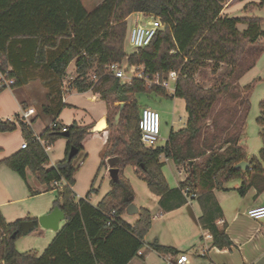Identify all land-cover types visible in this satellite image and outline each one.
Segmentation results:
<instances>
[{"label": "trees", "instance_id": "obj_1", "mask_svg": "<svg viewBox=\"0 0 264 264\" xmlns=\"http://www.w3.org/2000/svg\"><path fill=\"white\" fill-rule=\"evenodd\" d=\"M225 1L104 0L89 13L81 0H0V69L14 79L12 87L21 84L16 70L25 63L43 65L61 85L66 68L74 61L76 76L71 87L79 92L90 88L106 103L107 128L102 131L105 144L99 168L105 164V158L115 157L112 166L117 168L119 177V183L110 179V189L96 204L88 201L92 186L85 197L76 201L72 187L78 166L74 159L83 150V142L93 132V125L73 122L64 126L52 118L55 125H47L39 141L31 127L37 113L30 118L31 125L19 116L0 120V131L19 127L27 142L26 148L1 159L0 164L17 173L25 183L29 170L48 190L54 180L65 182L60 189H54L57 198L53 201V206L63 212L64 223L39 255L33 250L16 249L15 240L23 235L22 219L7 221L0 211V264H127L144 245L143 237L152 220L146 207L138 208V218L133 224L122 219L134 198L130 182L123 175L129 164L136 168L148 190L158 196L157 204L164 212L187 202L183 190L194 193L201 188L203 192L197 197L200 224L211 235L213 246H231L225 227L216 223L222 211L213 190L222 188L229 180L247 177L249 183L244 180L238 188L244 194L250 182L256 183L253 178L256 175L262 177L259 184L264 188V101L260 102L257 117L262 147L251 157L249 168L243 171L235 167L247 158L246 147L239 140L245 133L250 108L247 93L251 89V83L240 87L237 81L255 65L256 57L264 50V43L258 40L264 38V30L260 29V17L221 15ZM256 6L264 8V0H259ZM135 11L159 17L163 28L155 32L148 45L127 53L126 19ZM237 23L247 26L240 31ZM22 49H29V54ZM251 53L255 56L249 60ZM123 61L142 65L150 76L178 72L171 96L184 100L187 123L182 129L170 131L163 146L147 148L140 143L137 95L151 92L170 95L163 87L148 88L141 79L120 84L106 66ZM208 63L213 65V73L220 65L229 69L214 85L204 87L194 75ZM8 64L13 69L8 70ZM90 72L97 76L96 82ZM115 102L118 104L113 105ZM121 102L119 119L114 125ZM62 106L63 102L51 114H58ZM63 126L66 136L62 135ZM59 137L66 139L65 156L46 167L49 162L46 147ZM71 147L77 153L68 159ZM161 155L177 164L189 165L187 176L178 186L168 185L161 170ZM29 192L39 193L30 188ZM32 220L36 226V218ZM149 246L160 254L178 253L177 248L156 242Z\"/></svg>", "mask_w": 264, "mask_h": 264}, {"label": "crops", "instance_id": "obj_2", "mask_svg": "<svg viewBox=\"0 0 264 264\" xmlns=\"http://www.w3.org/2000/svg\"><path fill=\"white\" fill-rule=\"evenodd\" d=\"M246 2H250V7H255L259 0H226L222 6L221 15L241 17L231 15V13L236 9H243V5ZM247 9L249 10H247L248 13H250L256 8ZM239 24L240 23H237L236 25L238 29ZM245 28L246 27L239 30L242 31ZM72 62L74 63V61ZM252 68L246 71L238 79L237 84H239L240 87L244 85V78L246 74L252 70ZM11 69H13V65L8 64V70ZM16 72L20 77L21 84L1 90H9L12 94L10 97L12 101L5 103L7 102L5 97H0V120H11L12 117H21V113L24 109L33 107L36 110V105L38 104L39 108L36 112L38 114V118L31 127L34 135L39 136L49 122L52 121V118H55L60 122V124L70 125L71 123L76 122L80 125L92 124L94 126L102 118L106 117V103L101 100L99 95L94 93L90 88L82 92H79L76 89L69 91L65 94L63 102L65 106L60 108L58 114L53 115L51 112L56 111L62 103L58 78H56L41 64L25 63L23 64V67L16 70ZM261 78L262 77H259V79ZM14 91H16V93ZM84 101L85 105L83 103ZM101 101L105 103V108L100 112L98 111L93 113L91 111L92 103ZM8 104L11 105V108ZM8 107L10 108L9 110ZM66 109L73 110L71 114L72 118L69 122H65L66 117L64 118L63 115V112ZM186 123L187 113L184 103L182 108L179 109V114H173L171 117L168 134L170 131H177L184 128ZM168 134L165 141L168 138ZM244 134L239 140V143L243 145H245ZM22 140L23 135L19 127L13 131H0V160L18 151ZM54 142L46 148L47 152L54 146ZM61 144V154L58 157V160L65 156L66 143L63 142ZM251 157L252 156L247 153V158L244 159L249 163L247 168L250 167ZM160 160L163 163L161 170L168 185L170 187L178 186V184L187 176L189 165L177 164L171 158H167L164 155H161ZM55 161L57 160H49L46 167L52 166ZM193 161L194 160H191V163ZM108 167L106 170H108ZM132 168L135 170V167ZM242 170L244 171L245 169ZM16 176L19 175L6 165L0 164V211L7 221H13V219L33 221L32 219L36 218L37 223V218L39 216L49 213L53 207H55L53 206V199L44 202L41 206L21 208L20 212H11L7 208L5 209L4 206L22 201L29 197L54 193L56 190L46 189L45 184L40 183L37 176L29 170L26 171L27 182L25 183L23 181L24 184L29 187L24 190ZM124 176L129 180L133 189L134 198L132 203L136 205L137 208L145 207L144 204H137V194L134 183L132 182L133 180L125 174ZM253 178L257 184L250 182V184L247 185V189L244 194H241L238 191V188L242 185L244 180L247 184L249 183V178L247 177L244 179L236 178L239 182L233 184L232 186H227L226 182L223 184L222 188L213 190L215 198L222 211V217L218 219L216 223L218 226L225 227V232L232 242L231 246L226 248L213 246L211 238L206 236L207 230L203 228L199 222L201 210L197 197L203 192L201 188H198L193 193L195 196L190 201H187L180 207L168 212H164L159 208L157 204L158 196L152 194L147 188L148 192H150L153 196L150 197L153 207L148 208L152 213L151 225L143 237L144 245L140 248L138 253L127 262V264H173L180 254L187 255L188 262L186 264H264V217L260 219H252L245 213V211L251 206L264 205V188L261 184H259V180L262 177H260V175H256ZM199 180L201 181V177ZM75 183L72 187L74 193ZM144 183L146 184L145 181ZM29 188L37 190L39 193L31 195L29 193ZM90 197L91 196L89 194L88 201L91 204H96L101 199L100 198L96 203H92L90 201ZM80 198L82 197L78 194L75 196L76 201ZM122 219L124 220V215H122ZM136 220L137 218H130L129 221H124L129 224H133ZM63 223L64 219L60 220L56 230L43 228L37 224L34 229L23 236L32 238V240L37 238L41 242L40 249L43 251ZM154 242L177 248L178 253L160 254L149 246V244ZM32 250L37 255L40 254V250L38 251L35 248H32Z\"/></svg>", "mask_w": 264, "mask_h": 264}, {"label": "rangeland", "instance_id": "obj_3", "mask_svg": "<svg viewBox=\"0 0 264 264\" xmlns=\"http://www.w3.org/2000/svg\"><path fill=\"white\" fill-rule=\"evenodd\" d=\"M104 0H81L84 8L87 12L92 13L94 9L100 5ZM250 2H246L243 5V9H236L232 11L231 15L234 16H242V15H250V16H257L260 17L261 23H260V29L264 30V8H259L258 6L250 7ZM258 7V8H257ZM254 9L252 12L248 13V9ZM248 10V11H247ZM127 23V31L130 30V27L132 25V17H127L126 19ZM247 25L245 23H240L238 25L239 29H243ZM127 34V32H126ZM262 43H264L263 39H258ZM124 48L127 53L131 52V47L126 41H124ZM24 51L23 53L29 54V49L27 50H21ZM20 51V52H21ZM255 54L250 55L248 58L251 60ZM213 65L211 63H208L206 66L199 68L194 78L197 81L198 84L202 86H212L214 85L215 81L222 76H225V71L229 69V67L225 65H220L219 68L212 72ZM91 74V72H90ZM66 78L72 82L74 77L76 76L75 72V65L74 63H70L66 69L65 72ZM259 77H262L259 79ZM65 78V79H66ZM244 85L251 83V89L247 93V98L250 103V108L248 111L247 119L245 122V134H244V144L246 147L247 153H249L252 157L256 156L258 154V151L262 147V141L261 137L259 135L260 132V126L257 123V117L260 114V102L264 101V50L256 57L255 65L252 68V70L246 74L244 78ZM58 84H60V81H58ZM175 82L169 80L168 87L166 88V91L170 95L169 97H164L157 95L155 92L151 93H141L137 95L138 103H139V113L140 109L144 106H149L155 110L158 111L160 116V134L159 138L156 142L157 146H162L165 144V138L168 134L169 130V124L171 117L173 114H179V109L182 108L184 105V100L180 97L171 96L173 94ZM209 86V87H210ZM239 86V84H238ZM75 90V88H71V90ZM13 92V91H12ZM16 93V91H14ZM12 94L9 90H3L0 92V97H5L7 102L9 103L11 100ZM85 105V101L83 102ZM11 104V103H10ZM118 102H115L113 105H117ZM89 105V104H88ZM120 105V104H119ZM8 106L11 108V105L8 104ZM8 107V110L10 109ZM39 106L36 105V112L38 110ZM105 108V103L97 102L92 103L91 105V111L94 112H100ZM112 111V109H110ZM72 112L73 110L66 109L63 112L64 118L66 117L65 122H69L72 118ZM116 113V112H115ZM15 117H12L11 120H13ZM107 120V117H105ZM64 126H68L66 124H62ZM63 126V128H64ZM103 128V127H101ZM107 126H105L102 130L90 132L87 137L85 138L83 142V150L80 151L77 156L74 159V163L78 166L77 171L74 175L75 178V195H79L82 198L86 196L88 191L90 190V187L92 186V190L90 191V201L92 203H96L109 189H110V176L108 173V170L106 168L109 166V158H105V164L99 168V164L101 161V154L102 150L105 144V137L103 136L102 131L105 130ZM106 135V133H105ZM66 143V139L64 137H59L54 142V146L48 150V157L49 160H58L60 154H61V143ZM134 166L127 165L124 170V174L128 176L130 179H132L136 194H137V204H144L147 208H152V200L150 197H153L150 192H148L146 184L143 180H141L135 170H133ZM7 169V168H6ZM136 169V168H135ZM123 174V175H124ZM16 175V174H14ZM18 181H20L22 188L24 190L28 189V187L24 184L23 180L16 176ZM140 179V180H138ZM238 179H232L229 180L226 185L232 186L235 183H238ZM30 193V192H29ZM57 198V193H50V194H44L42 196H34L29 197L27 199H24L22 201L11 203L4 208L8 209L11 212H20L21 208H33L37 206H41L44 202H47L50 199H53V201ZM124 220L129 221L130 218H138V212L129 214L127 211L123 214ZM10 216V215H9ZM9 218V217H8ZM14 220V219H13ZM39 234V233H37ZM24 235V234H23ZM20 236L15 240V247L19 252H25L32 250V248H35L36 250H40V253L42 252L40 249L41 242L34 238H28L25 236Z\"/></svg>", "mask_w": 264, "mask_h": 264}, {"label": "built area", "instance_id": "obj_4", "mask_svg": "<svg viewBox=\"0 0 264 264\" xmlns=\"http://www.w3.org/2000/svg\"><path fill=\"white\" fill-rule=\"evenodd\" d=\"M129 16L132 17V25L130 27V30L127 31L126 41L130 45L132 51L148 45L155 32L158 29L163 28V24L160 18L152 14L135 11L132 12ZM106 68L111 75L119 80L120 84H130L133 79H141L142 81H144L145 85L148 88L152 86H159L166 89L168 87L169 80L176 82L178 74L177 71L172 70L166 74L155 73L150 76L149 74H146L144 72V68L142 65H129L126 61H123L122 63H109ZM65 78L66 76L64 75L61 79L60 85L62 102H64L65 94L71 91L72 88L71 82L67 78ZM91 79L93 80V82H96L97 76L95 74H91ZM13 84L14 79L9 78L7 74L5 72H2V70L0 69V89L10 88ZM35 113L36 111L33 107H28L22 111L21 118L26 124L31 125L30 118L35 115ZM48 125H55V123L51 121ZM138 129L140 143L144 147L155 148L160 134V116L158 111L149 106L142 107L139 113ZM63 130H65V128H63ZM36 139L39 140V136H36ZM26 143V140L23 139L20 144V149L26 148ZM41 143L43 144V142ZM64 184L65 182L63 180H54L51 182L50 186L54 190L56 188L60 189ZM186 191L187 189L183 190L186 195L187 201H190L195 196V194L186 193ZM112 213L113 211L111 212V214H109V216H112ZM245 213L252 219L263 218L264 205L251 206L245 211ZM206 236L208 238H211V235L208 232H206ZM187 262V255L180 254L173 264H186Z\"/></svg>", "mask_w": 264, "mask_h": 264}, {"label": "water", "instance_id": "obj_5", "mask_svg": "<svg viewBox=\"0 0 264 264\" xmlns=\"http://www.w3.org/2000/svg\"><path fill=\"white\" fill-rule=\"evenodd\" d=\"M122 105H123V103L121 102L120 107L114 116V121H113L114 125L118 122L119 115H120V108L122 107ZM96 124L92 127V129H91L92 131L102 130L105 126H107V120H106V118H102L100 120V124H104L103 128H97ZM62 135L66 136L67 132L64 130ZM76 153H77V149L74 147H71L69 152H68V156H67L68 159H70ZM114 158L115 157H111L109 159L108 173H109L110 179L113 182L119 183L118 170H117V168L112 166V162L114 161ZM248 166H249V163L245 160H241L240 162H238L235 165L236 168H241V169H246ZM126 211L129 214H133V213L138 212V208L133 203H130L127 206ZM62 219H64L63 212L61 211V209L58 206H55V207H53V209L49 213L39 216L37 218V224L43 228H50V229L56 230L58 227V222ZM34 227H35V224L33 221H21L20 222V229H21V232L23 234L29 233L32 229H34ZM12 237H14V233L12 234Z\"/></svg>", "mask_w": 264, "mask_h": 264}, {"label": "bare ground", "instance_id": "obj_6", "mask_svg": "<svg viewBox=\"0 0 264 264\" xmlns=\"http://www.w3.org/2000/svg\"><path fill=\"white\" fill-rule=\"evenodd\" d=\"M97 128H101V127H104V124H100V121L99 123L96 124Z\"/></svg>", "mask_w": 264, "mask_h": 264}]
</instances>
